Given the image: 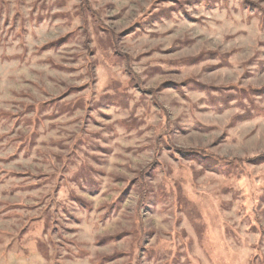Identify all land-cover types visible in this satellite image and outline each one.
Segmentation results:
<instances>
[{
	"label": "rangeland",
	"instance_id": "374dc122",
	"mask_svg": "<svg viewBox=\"0 0 264 264\" xmlns=\"http://www.w3.org/2000/svg\"><path fill=\"white\" fill-rule=\"evenodd\" d=\"M0 264H264V0H0Z\"/></svg>",
	"mask_w": 264,
	"mask_h": 264
}]
</instances>
